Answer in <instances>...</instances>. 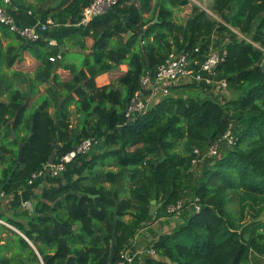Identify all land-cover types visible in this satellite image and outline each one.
I'll return each instance as SVG.
<instances>
[{
	"label": "trees",
	"instance_id": "1",
	"mask_svg": "<svg viewBox=\"0 0 264 264\" xmlns=\"http://www.w3.org/2000/svg\"><path fill=\"white\" fill-rule=\"evenodd\" d=\"M91 2L63 0L56 7L27 10L44 24L49 19L54 25L78 24ZM189 4L120 0L78 29L83 38L76 45L92 50L82 68L51 61L60 50L44 35L27 42L0 25L3 37L14 39L22 54L29 52L38 62L31 92L50 84L30 114L29 93L9 87L2 100L0 89V192L9 196L28 187L54 154L58 162L85 139L98 140L99 150L116 142L112 150L90 156L84 175L60 182L72 170L78 173L76 162L87 156L77 158L59 178L48 179L59 183L34 196L31 215L27 210L17 218L0 214L18 231L0 224V233L7 236L0 237V250L12 255L3 257V264H108L111 252L115 261L131 250L136 235L152 220L172 219L167 209L179 202L181 216L173 218L170 232L154 233L150 248L157 257L145 256L146 264L264 263V0H213L210 9L225 19L223 24L196 5L181 22L176 13ZM156 17L158 22L146 28ZM231 28L250 41L239 40ZM129 32L133 35L126 43ZM224 32L232 39L225 42ZM211 42L227 50L217 71L228 83L229 99L203 97L205 84L175 85L167 97L127 121L125 111L147 73L153 74L173 53L192 54L199 47L203 54ZM14 51L0 53L10 69L23 62ZM57 70L69 77L61 78ZM106 74L115 80L98 87L97 79ZM70 106L76 109V124ZM230 129L236 144L208 157L210 145ZM152 201L162 205L155 216L150 215ZM234 201L237 211L230 209ZM125 217L131 220L125 222ZM55 220L61 227H55Z\"/></svg>",
	"mask_w": 264,
	"mask_h": 264
},
{
	"label": "built area",
	"instance_id": "2",
	"mask_svg": "<svg viewBox=\"0 0 264 264\" xmlns=\"http://www.w3.org/2000/svg\"><path fill=\"white\" fill-rule=\"evenodd\" d=\"M120 0H93L82 13L81 25H88L96 17L106 14L112 9ZM12 0H0V25L5 26L10 33L16 35L27 42H36L42 39L44 33L49 26H54L52 20L47 23H38L34 26H21L15 18L9 13L7 6L11 4ZM201 48H196L194 53H180L171 54L165 63L160 65L153 73H147L141 79V90L138 91L132 98L125 117L127 121H132L137 115L145 113L148 109L154 106L157 102L167 97L170 94V87L184 83L185 81H192L196 84H205L208 87L216 85L217 87L228 90V83L224 79H219L218 67L226 60L227 50L222 47H211L203 60L199 62L198 68L194 69V64L197 56H201ZM60 59L52 58L51 61ZM214 88V87H212ZM99 144V141L94 138L83 140L74 150L62 156L58 162L50 165L49 163L40 171L32 175L28 185H32L39 180L56 179L63 175L70 164L82 156H88L93 149ZM236 144L235 134L233 130H228L224 135L215 140L207 152V156L214 158L219 155V152L224 145L233 146ZM198 155L200 152L195 150ZM7 195L0 192V201H3ZM198 201V199H197ZM27 207V204H24ZM184 206L182 202L176 205H170L167 212L172 215L174 219H178ZM200 206L196 205V211L199 212ZM1 224L5 223L0 219ZM156 255L153 248L140 251L127 250L122 252L118 259L108 264H146L145 256Z\"/></svg>",
	"mask_w": 264,
	"mask_h": 264
},
{
	"label": "crops",
	"instance_id": "3",
	"mask_svg": "<svg viewBox=\"0 0 264 264\" xmlns=\"http://www.w3.org/2000/svg\"><path fill=\"white\" fill-rule=\"evenodd\" d=\"M60 1H63V0H12L11 4H9L7 6V9L9 11V13L18 22V24H20L21 26H34V25H37L38 23H41V20L33 14L32 10H27L28 7L47 9L49 7H56L57 3H60ZM82 26L83 25H81L80 23L75 24L74 22L69 23L67 25L49 26L48 30L44 33V39L49 42V45L51 47L59 48V50H60L59 57L61 60H63L64 59V55H63L64 52L75 51L76 50L75 48L77 47L76 43L79 42L80 40H82L83 36L80 32H78V29ZM78 34H80V36H81L80 39L77 38ZM0 36L2 37L1 33H0ZM6 40H8L7 43L0 41V53L2 52V55H3L5 53H7L8 50L14 51L13 47L16 46L17 49H15L14 52H15V54L23 55V62L17 63L15 65V67L19 68L20 70H25L29 73V76H23L21 79L17 78V80L20 79L21 81H18V82H23L29 86V83L31 84V78H32V77H30V74L36 70V68L38 66V62H37V60H35L32 57L31 53L24 52V54H22L19 51L18 44L15 45L16 43H15L14 39L6 38ZM212 41H214V40L212 39ZM66 42H69V43L66 44ZM85 43L87 44V47L90 48L92 45V40L87 38L85 40ZM217 44H218V42H216V43L211 42V45L206 50V52L203 53L201 56L196 57L194 69L198 68L199 62H201L203 60L204 56L206 55V53L208 52V50L211 47L217 48ZM71 47H73V48H71ZM76 51L81 53V55H84L86 57L85 58L86 60L88 58V55L92 54V50H89V49L88 50H82L79 48ZM2 55L0 54V87H1L0 89H2L5 92V94L1 99L6 100V98H7V96H6L7 92L6 91L8 90V88L9 87H15L24 93H29L30 97H32V98L34 96L38 95V97L35 101L37 103L39 98L41 96L45 95V93H41V94H36V93H38L39 91L42 92L43 90L40 89V86L37 87L35 92L34 91L31 92V89H29V88L27 89V85H24L21 87H19V86L16 87L13 84V83H15L14 82L15 80L13 79V76L8 71L10 68L8 69L6 66V61L2 60V58H1ZM82 67H83V65L80 68H82ZM121 70L127 71L126 66L125 67L122 66ZM64 72H66V71H64ZM19 75H22V73H19ZM68 77H69V73H67V75L65 77H62V78L64 79V78H68ZM115 78H116V76H113V75H108V74L103 75L97 79V81H96L97 86L103 87V86L109 85L111 82H113V80H115ZM184 83H192V81H185ZM206 89H209V88L207 87ZM205 92L207 94H212V92L214 93V91L208 92V90H206ZM115 143L116 142L113 141L110 144L111 146L110 145H107V146L115 147ZM89 159H90V157L87 156V157H85L84 160L81 159L80 161H77L76 166L79 165V167H80L79 172L74 173V171L72 170L71 173L68 174V176L66 175V177H65V175H63L61 177L62 179H60L61 184L68 183L69 181H72V180L78 178L79 176L84 175L86 172V168H87V164H88ZM58 183L59 182H53V180H39V181L35 182L34 184L29 185L28 187L18 191L17 193L7 196L3 201H0V214L5 215L6 217H9V218H12V217L17 218L16 215L27 210L31 215L34 211V204H33L34 196L41 194L46 189H50L52 187H55V185ZM24 204H27V207H24ZM130 220H131L130 217L124 218L125 222H129ZM148 229H149V227H145L139 231V233L135 237L131 251L146 250V249H149L151 247V242L153 241L154 238L152 236H150L149 233H147ZM158 231H155L152 233H164V232H158ZM261 264H264V263H261Z\"/></svg>",
	"mask_w": 264,
	"mask_h": 264
},
{
	"label": "rangeland",
	"instance_id": "4",
	"mask_svg": "<svg viewBox=\"0 0 264 264\" xmlns=\"http://www.w3.org/2000/svg\"><path fill=\"white\" fill-rule=\"evenodd\" d=\"M58 2V1H57ZM212 3H213V0H190V4L187 8L183 9L182 11H178L176 13V16L178 17V19L181 21V22H184L185 19H186V16L190 13V10H191V6L193 5H196V6H199L201 7L204 11H206L209 15H211L213 18L217 19L218 22H220L221 24L225 23V19H222L220 18L218 15H216L215 13H213V11L210 9L211 6H212ZM150 14H146V17H149ZM86 26V25H84ZM221 28L219 27V29L217 30V35L218 33L221 34ZM231 31L234 32L237 36V38L241 41H250L249 37H246L244 35H242V33H240V31L238 29H234V28H231ZM222 36V35H220ZM225 36V38H224ZM126 37L125 36V42L127 43L131 38L127 41L126 40ZM224 38V41L227 42L230 40V35L229 33H226L224 32L223 36ZM77 38L80 39L81 36L80 34L77 35ZM215 38H217V36L215 35ZM232 39V38H231ZM217 40V39H216ZM221 40V38H220ZM0 41L1 42H4V43H7L8 40H6V38H4L3 36L1 37L0 36ZM223 41V42H224ZM140 42H141V39H140ZM221 42V43H223ZM69 42H66V44H68ZM71 46V45H70ZM73 48V47H71ZM80 47L77 46L75 49L78 50ZM125 48V47H123ZM81 49V48H80ZM70 51V52H64V61L65 63L67 64H71V65H75L76 67L80 68L84 62L86 61V57L84 55H81V53L77 52V51ZM57 61V60H56ZM8 68V67H7ZM9 69V68H8ZM7 69V70H8ZM9 73L13 76V79L15 80L13 83L16 87L19 86H24V85H27L23 82H18V81H21L20 79L23 77V76H29V73L25 70H20L19 68L13 66L12 69L8 70ZM19 73H22V75H19ZM68 72H64L63 70H57L56 71V74L60 75V77H65L67 75ZM36 76V72L34 71L33 73L30 74V77L34 78ZM17 78H20L17 80ZM17 81V82H16ZM2 83V82H1ZM29 83V82H28ZM50 87V84H43V85H40V89H42L43 91H39L38 93L36 94H41V93H46L48 88ZM214 87V88H212ZM15 88V87H14ZM31 89L32 88V84L29 83V86L27 85V89ZM208 90V92H212L214 91V93L212 92V94H207L205 91ZM199 91V89H198ZM200 94L204 97V96H218L220 98V100L222 101H225L226 99H229L231 97V95L229 94V91L228 90H223L219 87H217L216 85H213V86H210L209 89H203L202 91H200ZM38 95L37 96H34L33 98L30 97L29 101H28V108H29V114L32 113L34 111V107L36 106V99H37ZM65 99L62 98V102H64ZM50 113L52 115L55 114V109L54 108H51L49 109ZM68 111L70 113H72L71 115V121L73 124H76L77 122V115H74L73 113H75L76 109L74 106H70ZM111 146V145H110ZM110 146H107V144H105L104 148L102 150H99L97 148H99L98 146L95 147V149H93V151L89 154L88 157H90L93 153L94 154H103L106 150L107 151H110L112 150L114 147H110ZM97 149V150H96ZM110 158L107 160L109 161ZM99 164V162H98ZM110 166H108L107 168H109ZM0 169H1V166H0ZM152 207V206H151ZM153 208L154 211V215L155 216L157 214V212L159 211V208L160 206L158 205L157 206V203L155 202V204H153ZM230 209L234 210V211H237L238 210V204H237V201H234L233 203L230 204ZM248 220H250V218L248 217ZM3 221V220H2ZM5 222V221H4ZM174 219L172 218H168L167 216H162L161 218H157V219H154L152 220L151 224H148L146 227H149V229L147 230V233H149L150 236H152L154 239V233L152 232H155V231H158V232H170L171 231V228L174 226ZM6 223V222H5ZM1 224V223H0ZM8 224V223H7ZM5 227H7L8 229L10 230H13V231H17L16 228L12 227L11 225L8 226V225H5V224H1ZM0 237L2 239L6 238V234H1L0 233ZM150 244V243H149ZM11 254H8V251L6 252V250H0V264H3V257H9ZM12 256V255H11ZM154 257H157L156 255ZM15 264V263H14Z\"/></svg>",
	"mask_w": 264,
	"mask_h": 264
},
{
	"label": "water",
	"instance_id": "5",
	"mask_svg": "<svg viewBox=\"0 0 264 264\" xmlns=\"http://www.w3.org/2000/svg\"><path fill=\"white\" fill-rule=\"evenodd\" d=\"M157 22H158V17H156V19L154 20V22H152V23H151L150 25H148L146 28H149L151 25L156 24ZM132 35H133V34H132L131 32H129L128 35H127V37H126V40L128 41V40L131 38ZM141 44L144 46V36L141 37ZM31 136H32V134H31ZM24 147H25V144H21L20 147H19V152H18V163L21 162ZM60 149H61V145H60V144H57V145H56V150L59 151ZM56 156H57V155L54 154V155L51 157V159H50V161H49V164H50V165L54 164V162L56 161V158H57ZM78 197H79V198H82L83 195H82V194H79ZM90 197L94 199V198L97 197V195H91ZM155 202H156V201H152V207H151V211H150V215H152V216L154 215L153 211H154L155 208H153V204H155ZM159 206L161 207L162 205L159 204ZM54 222H55V227H57V226L61 227V224L58 223L57 220H55ZM17 232H18V231H17ZM113 260H114V252L112 251V252H111V256H110V260H109V262L112 263Z\"/></svg>",
	"mask_w": 264,
	"mask_h": 264
}]
</instances>
